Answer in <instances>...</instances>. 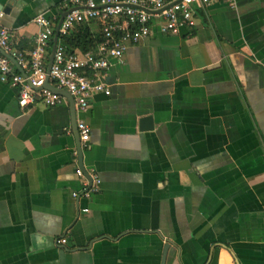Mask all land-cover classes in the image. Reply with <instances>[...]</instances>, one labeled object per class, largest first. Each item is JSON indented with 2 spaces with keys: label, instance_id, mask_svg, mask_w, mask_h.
I'll return each mask as SVG.
<instances>
[{
  "label": "crops",
  "instance_id": "crops-1",
  "mask_svg": "<svg viewBox=\"0 0 264 264\" xmlns=\"http://www.w3.org/2000/svg\"><path fill=\"white\" fill-rule=\"evenodd\" d=\"M61 1L0 0L25 57ZM103 80L85 111L0 81V264H264V0L154 27Z\"/></svg>",
  "mask_w": 264,
  "mask_h": 264
},
{
  "label": "built area",
  "instance_id": "built-area-1",
  "mask_svg": "<svg viewBox=\"0 0 264 264\" xmlns=\"http://www.w3.org/2000/svg\"><path fill=\"white\" fill-rule=\"evenodd\" d=\"M213 0H62L58 14L47 16L39 13L33 17L40 30L33 38V45L25 57L13 47L11 30L1 23L0 11V81L16 86L17 100L25 107L37 101L55 105L64 96L56 88L66 90L73 98L75 107L85 111L93 92L109 93L103 77L114 60H120L131 43L151 34L154 27L161 32L177 34L182 28L196 23L199 7ZM232 2L233 0H227ZM64 13L54 43L58 17ZM95 23L100 39L92 50H69L62 37L80 24ZM53 41V57L49 64L48 46ZM12 55L18 66L5 54ZM79 139L89 138L90 125L83 119L76 121ZM76 173L84 171L77 166ZM84 182L82 194L89 196L99 189L100 179L94 171ZM74 195L77 192H73ZM64 242L65 238L59 239Z\"/></svg>",
  "mask_w": 264,
  "mask_h": 264
},
{
  "label": "trees",
  "instance_id": "trees-1",
  "mask_svg": "<svg viewBox=\"0 0 264 264\" xmlns=\"http://www.w3.org/2000/svg\"><path fill=\"white\" fill-rule=\"evenodd\" d=\"M100 37L99 29L92 28L89 24H80L64 35L62 39L69 50L78 48L86 51L94 49ZM16 69L18 70L17 67Z\"/></svg>",
  "mask_w": 264,
  "mask_h": 264
},
{
  "label": "water",
  "instance_id": "water-1",
  "mask_svg": "<svg viewBox=\"0 0 264 264\" xmlns=\"http://www.w3.org/2000/svg\"><path fill=\"white\" fill-rule=\"evenodd\" d=\"M8 6L6 7V6H3L1 3H0V9H4V10H8ZM64 13L65 12H63V13H61V15H60V18H59V21H58V23H57V26H56V33H55V37H54V43L56 42V39H57V33H58V27H59V25H60V22H61V19H62V17H63V15H64ZM54 47V46H53ZM0 51H2V52H4L1 48H0ZM17 66H18V64H17V61H16V59L12 56V55H10L9 53H5ZM52 57H53V49H52V52H51V55H50V58H49V64H48V67H49V65H50V63H51V61H52ZM19 67V66H18ZM44 85H46V86H49L50 88H52L55 92H58V93H61V94H64V95H66L68 98H69V101H70V108H71V110L72 109H74V100H73V98H72V96L66 91V90H64V89H61V88H56V87H54L53 85H50L47 81H45V83H44ZM144 119H149V117H144L143 118V120ZM142 120V121H143ZM74 125H75V129H76V131H77V149H78V152H79V155H81V148H80V141H79V136H78V130H77V127H76V123H74Z\"/></svg>",
  "mask_w": 264,
  "mask_h": 264
}]
</instances>
